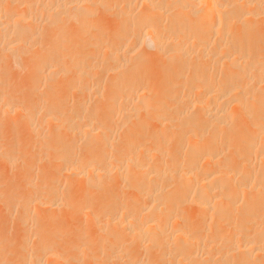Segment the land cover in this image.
Returning <instances> with one entry per match:
<instances>
[{
  "label": "bare ground",
  "instance_id": "bare-ground-1",
  "mask_svg": "<svg viewBox=\"0 0 264 264\" xmlns=\"http://www.w3.org/2000/svg\"><path fill=\"white\" fill-rule=\"evenodd\" d=\"M106 13H111V17L116 19L117 25L115 24L112 27L113 30L105 36L99 34L96 42L101 43L102 47L98 46L102 50H104L103 48L108 49L101 52L98 50L99 53L96 57V48L99 47H93L92 49H95L96 52L93 50V55L91 52L90 54L96 58L87 57L84 59L86 61H82L81 56L75 57L76 54L73 55L71 50L76 46V42L69 38L71 35H75L73 30L75 29L76 33H82V30L87 33L93 29L101 30L107 24L102 17L105 16L111 20L110 14ZM101 14L103 15L100 16ZM95 18L99 19V24L94 26V22L97 21ZM92 20L93 24H91ZM110 22L113 24L115 21ZM206 35L209 37L208 39ZM202 37L207 39L203 43ZM93 41L91 42L93 43ZM132 42L133 45L130 46L129 44ZM138 45L141 46L140 50L152 48L155 51L154 53L150 49L153 55L157 54L156 57L161 58L157 61L164 60L163 63H165L162 64L165 68L163 65L160 66L161 72L165 69L162 74L158 71L159 69L156 70L160 72L159 82H165V84L160 82V84L163 83L162 88H155L157 85L151 86V77L149 79L145 75L149 67L147 56H150L151 51H147V49L146 52L143 50V53L136 54L135 50L139 48ZM89 46L92 47L93 44H89ZM88 49L89 47L86 50ZM140 50L138 49V52ZM197 50L201 51L199 55H197ZM88 58H92L89 59L90 62H88ZM92 61L98 62H93L95 64L101 63L109 71L108 73L111 72L110 89L108 93H104L106 95H101L102 91L98 89L101 83L96 88H89L90 83L87 80H92L90 76L93 75V71L90 70H94V68L87 70L88 73L86 68L94 66L97 68L98 66H93ZM24 62L25 70L30 65L32 67V72L30 71L32 74L28 81L31 83H28L31 87L40 84V87L47 85L50 89V87L53 88L52 84L56 83L53 81H57L55 78H64L65 76L67 78L70 75L72 77L67 78L68 86L70 85L73 90L79 89L78 92L75 90L76 93L82 89L83 92L80 93H83L84 96L87 95V99H84L86 103H82L80 98L81 102H78V105L74 107L73 104V109L71 107L68 109L67 106L61 104L63 100L60 97L61 94L56 96L50 92V89L47 90V93H51V96H47L45 93L43 96L41 95L44 97L43 99H38V102L39 100L41 103L43 101L42 105L38 102L36 106L32 103L26 105L23 94L25 86L21 85L15 90L7 83V80L16 73L15 70L21 67ZM88 63L91 64L88 65ZM70 64L76 65V68L75 65L73 67L75 70H71ZM102 65L99 70L103 72ZM94 71L98 75V70ZM178 71L182 75L181 78L179 77L180 79L184 80L185 74H191L192 79L187 80L186 78L187 81H183L184 83H181L182 80H180L179 82L183 84V86L179 84L183 89H180L182 90L181 95L171 97L172 90L175 87L179 88V86H175L179 79ZM103 73H107L106 70ZM94 77L96 76L94 75ZM84 82L88 85H85ZM31 90L30 96L36 95L38 92L37 88ZM33 91L37 92L33 94ZM12 92H18V94L11 97ZM164 96L172 100L171 105L168 103L170 106L162 102L163 105L166 104L167 108H172L164 109V116H168L166 112L169 111L172 114L168 118L162 119L164 116L158 118L159 115H163L160 110L163 107L161 100L163 98L166 100L165 102L169 101ZM31 98L34 96L29 99ZM91 100L100 105L101 103L103 105L104 102L105 108L107 107L106 112L102 111V107L100 108L99 105L91 107L94 104ZM87 101H89L88 105ZM98 101L102 102L98 103ZM48 102L52 104L49 105L50 107L43 106V104H49ZM179 104L182 106L184 104L186 109L175 114L176 110L173 112L171 110ZM109 106L110 108H108ZM152 109H155L154 117L148 115L149 111L154 112ZM40 113L42 114L39 115ZM114 116L119 118L122 127L118 125L120 124L118 119L117 125L116 121L115 123L114 120L112 121L111 118ZM138 116L139 119L141 117L140 123L137 120ZM147 116L149 124L146 120ZM36 117L40 122L39 126L42 127V129L37 128L36 130H40V134L43 133L41 131H45L44 136L46 132L49 135L48 139H43L47 140L44 146L54 152V154H50H53L52 158L55 161L63 163V169L58 173V181L64 179V184L68 182V186L70 185L71 190L73 189L70 193L76 190L74 194L81 191L84 193H82L83 195L87 196L86 194L90 195L91 191L101 188L104 184L112 183L113 186L115 182L118 184L123 179L122 181H127V184L125 181L124 183L131 193L134 192L138 196L140 195V197L136 195L137 198L143 197L148 201L142 199L146 204H143V209L140 210L138 207L142 203H135L128 199L131 202L129 203L124 198V201L127 200V202H124V205H119L118 202L121 200L118 197L117 203L113 202L102 208L101 216H96L97 220L100 219L99 222L94 218L97 222L95 225L98 224V230L96 227L93 229L100 231V235L103 232L104 234L108 233L109 238L112 237L110 239L112 241L107 239L112 251L108 258L105 257L107 258L106 262L104 261L105 264H138L135 260L137 257L139 259V251L143 252L141 249L143 241L148 246H145L147 249L152 247L155 249L158 246L161 248V245L165 244L164 256L163 253L160 256L168 257V260L163 258L168 261H166L167 264H222L225 257L228 258H226L227 262L233 257L231 261L235 264H264V0H0V133L2 131L11 132L10 141L6 140L5 145L0 144V161H4L8 166L9 164L13 166L17 161L27 157V153L25 154L21 147L25 141L23 137L20 138L22 136L20 131L31 122L36 124ZM108 118L111 119V123L115 124L114 126H117L111 132L112 124L109 126L106 121L110 128L103 126L109 134L102 126H99L100 128L96 126L97 122L103 119L108 120ZM131 118L133 119L131 120ZM5 119L10 121L6 123ZM2 121H5L4 123L7 125H3V127ZM150 122L151 125L156 122V126L152 127ZM174 123L178 127L181 123L188 129L183 131L184 126H180L182 130L178 127L174 128ZM39 126L37 125V127ZM120 127L123 130L119 131ZM99 129H102L101 133ZM175 129L179 131L175 132ZM68 130L71 131H69L71 134ZM114 131H117L114 133L116 136L113 134ZM118 133H121L118 137L120 140H116L115 143L114 138ZM109 135H112L113 138ZM137 138H142L143 142L135 143ZM174 138L177 139L176 143L174 142L176 139L173 141ZM131 140L134 141L131 142ZM118 141H120L119 145H123L119 146L121 148L119 153L122 152V154H116L117 151H115L118 148L116 145ZM172 142L176 146L174 149L171 148L173 145H170L174 144ZM152 143H158V148L150 149L153 146ZM78 144H83L80 147L85 146V149L81 148L84 150H81V154L87 149V152L82 156H76L78 154L75 149L80 148ZM160 144L161 146H159ZM163 144H169L171 147L166 146L167 149H164ZM14 147L15 150L4 151ZM20 147L24 152L20 150ZM96 147L103 148V151L106 152L102 151V154L96 156V152L94 153ZM113 149H115L114 156L119 155L115 160L111 157L113 154H109V152H113ZM185 150V153L182 152ZM90 158L91 160L94 158L93 162L88 161ZM167 158L169 163L164 162L166 166H163L162 162ZM124 183L122 185H125ZM32 184V182L29 183V186ZM35 186L39 185L35 184ZM68 186L66 185V187ZM69 187L67 189H70ZM45 189L37 190L30 196L27 195V199L25 194H15L16 198H10L5 202L9 206V210L12 209L13 212V210L17 211L16 208L20 209L21 206H24L27 200L28 204L26 205L30 211L29 215L31 214L28 218L32 217V212H34V218L37 220L32 219L33 217L30 220L37 222H41V219L38 220V218L44 210L52 212L55 218L61 207L63 209L75 207L73 210L76 213L72 212V215L69 213L72 217L75 214L85 215L87 213L89 215V209L92 210L95 206V201L89 196V198L86 197L83 204L79 205L78 201L84 198L77 197H81L79 195L81 192L74 197L73 194L69 197V193H67V197H65L66 195L59 188ZM100 190L102 191V189ZM7 191L9 190L7 189ZM105 193L108 194L107 196L110 195L106 191ZM119 193L117 192L116 198ZM44 195L50 198V202L47 204L42 201ZM76 198L78 199L76 200ZM186 198L192 199V201H187L191 203H186ZM178 199L180 201H177ZM142 200L141 202H143ZM178 202H181L183 206L185 204V209H182ZM161 203L170 204L166 205L170 207L167 209L169 214L167 220V213H165L166 217L163 215L166 212L163 209L167 207L162 208ZM135 204L139 206L137 207ZM187 204L194 205L200 212L198 215L202 213L198 218L209 220L207 223L215 225L216 229L208 225L209 230H206L207 224H203V227L201 225L200 229L197 228L198 226L195 227L194 221L197 219H195L194 213L192 216L189 214L191 208ZM255 204H260L258 209L255 208ZM3 208L1 212L5 209ZM180 208L184 211H187L188 208L189 212L181 214ZM233 211H237V215L234 213V217L240 216V218H231ZM238 211H241L242 215H238ZM141 212L144 217H140ZM191 212L193 211L191 210ZM94 213L97 212L94 211ZM157 214L164 216V219L158 216L165 220L164 226L160 225L157 220ZM69 215L65 216L62 221L58 216L59 221L56 222H62L63 225L59 223L54 226L55 222H53L54 224H51L49 229L37 226L34 238L31 236L32 240L27 241L28 243L34 241V246L31 243L33 247L31 249L27 248L29 246L26 247V256L24 253L21 260L20 257L18 258L22 264H66L69 261L73 263L74 257L76 263L74 261L73 264L79 262L78 257L81 259L79 263L83 262L81 264L93 263L95 259L86 256L87 251L83 245L78 248V254L84 255L82 257L71 255L68 252L70 249L68 247L63 246L64 248L58 249L59 242L63 238L62 228L67 224ZM252 221L257 224H254L253 228H251V224L254 222L250 224ZM0 226L2 227V225ZM53 226L54 229H52ZM39 228L41 229L39 230ZM221 228H226L228 233H232L231 230L236 233L233 239H231L232 234L230 237L227 236V239L231 240L226 244L223 243V247L219 246L221 234L216 232ZM205 230L210 231V234L205 233ZM122 232L124 235L131 236L132 243L135 241L139 243V246L136 242V245L134 244L137 246V250L138 247L141 249L138 250V254L134 252L136 249L131 252L127 251L131 248H125L126 241L125 237H121ZM84 233L87 243L90 245L91 238L87 227ZM205 234H209L210 238ZM226 235L223 234L222 238L224 236L226 238ZM134 237L135 241L132 239ZM204 237L209 240L203 241ZM25 241L21 242L24 243L21 244V247L30 244H26ZM128 241L130 242V239L127 240V243ZM120 247L124 249L122 250ZM220 247L224 248V253L222 250L220 251ZM119 248L120 251H118ZM154 249L152 248V251H155ZM145 250L141 254L144 255ZM213 252L215 255H211ZM154 253L150 257L156 259L157 255ZM231 253L232 255H230ZM145 255L142 261L146 263L148 260L147 262L150 263L151 258L149 260L148 255H146L147 260H143L146 258ZM83 257H87V259L83 261ZM3 260L2 258L1 261ZM158 260H155L156 264ZM163 263L166 264L158 262V264Z\"/></svg>",
  "mask_w": 264,
  "mask_h": 264
},
{
  "label": "rangeland",
  "instance_id": "rangeland-1",
  "mask_svg": "<svg viewBox=\"0 0 264 264\" xmlns=\"http://www.w3.org/2000/svg\"><path fill=\"white\" fill-rule=\"evenodd\" d=\"M104 15H105V13H103ZM103 14H101L100 16H102ZM107 14V13H106ZM110 14V17H111V13H108L107 15H109ZM99 16V17H100ZM106 16V15H105ZM105 16H103L102 18L105 20V22L107 23L106 24V26L104 27V28H101V30H99V29H93L91 32L90 31H88V32H90V33H87L86 31V33L85 32H83V30H82V33H76V31H74L73 30V33L75 32V35H74V37H72L73 35H71L69 38L70 39H72V40H74L75 42H76V46L74 47V48H72V52H73V55L74 54H76V56L75 57H80V58H82L81 60L82 61H86V60H84V59H86L87 57H92V58H96L97 57V53H99V51L98 50H100V52L101 51H104V50H106V49H108V48H103L104 50H102L99 46H101V43L99 44L98 42H96V41H98V37H99V34H100V36H105V34H108V32H110V31H112L113 30V26L116 24V19L115 18H113V19H115V20H113L112 19V17H111V20L110 19H108L109 17L108 16H106V17H108V18H106ZM98 17V18H99ZM105 17V18H104ZM98 18H95V20H97V21H95L94 22V24H93V20L91 21V24H93L94 26L95 25H97V23L99 24V19ZM107 20V21H106ZM110 21H115V22H113V24L110 22ZM118 22V21H117ZM112 25H110V24ZM117 25V24H116ZM112 28V29H111ZM94 30H96V31H94ZM77 31H78V29H77ZM100 31V32H99ZM103 31V32H102ZM96 32H97V34H96ZM99 32V33H98ZM77 34V35H76ZM85 35H87V36H85ZM85 38H84V37ZM98 36V37H97ZM77 37V38H76ZM206 37H207V39L209 38L207 35H206ZM206 37H202L203 39H202V43L204 42V41H206L207 39H206ZM84 38V39H83ZM95 41H93V40ZM79 41V42H78ZM84 41V42H83ZM91 41H93V43L91 42ZM85 43V44H84ZM80 44V45H79ZM89 44L91 45V44H93V46L91 47V46H89ZM97 44V45H96ZM99 45V46H98ZM130 46H132L133 45V42H132V44L130 43L129 44ZM99 47V48H96V51H95V49H92L93 47L95 48V47ZM128 46V45H127ZM87 47H89V49L88 50H86L87 49ZM102 47V46H101ZM137 47H139V45L137 46ZM79 48V49H78ZM84 48H85V50H84ZM142 48H144V47H142ZM81 49V50H80ZM91 49V50H90ZM136 49V48H135ZM138 49L140 50L141 49V46L139 47V48H137V50H135L136 52H133V53H136V54H138V53H143L142 51L144 50L145 52H146V50L147 51H153V49L152 48H147V49H142V50H140L139 52H138ZM151 49V50H150ZM79 50V51H78ZM94 50V52H96V57H94V56H92L93 55V53H92V51ZM86 51H88V52H86ZM134 51V50H133ZM151 51V53H152V55H151V53H150V56H147V55H145V56H147V59H149L148 61H149V67L147 68V70H146V73H145V75H146V77H148L149 79H150V77H151V83H152V87H155V85H157L155 88H157V89H159V88H162V86H163V83L165 84V82L164 81H160V82H163V83H161L160 84V82H159V78H158V75L160 76V72H161V65H163L164 63H163V61L164 60H161L160 62L159 61H157V60H159V59H161V58H159L158 59V57H156L157 56V54H154L153 55V52L155 53V51H153L152 52ZM90 52L92 53V55L90 54ZM148 53V52H147ZM201 53V51H199L198 52V50H197V55H199ZM72 54V53H71ZM77 54H78V56H77ZM81 54V55H80ZM149 55V54H148ZM154 57V58H153ZM92 58H88L87 60H88V62H90L91 60H89V59H92ZM151 59V60H150ZM154 60H156V61H154ZM93 62H97V61H92L91 63H93ZM153 62H154V64H153ZM90 63V64H91ZM95 63H93V66L94 65H98L97 66V68H95V66L94 67H87L86 68V71L88 70L89 71V69H92V68H94V70H98V75H97V73L95 74V71L94 70H90L91 72H92V74H91V72H89V74L90 75H92L93 77H94V75L96 76V77H94L95 78V81H93V77L92 76H90V75H88V76H90L91 77V79L92 80H90V81H92V82H90L89 80H87L88 79V77H87V79H85V80H87L88 81V83H90L89 84V88H96V86L97 85H99L100 83H101V86L99 85V87H98V89H100L101 91H102V94L101 95H106V94H104V93H108V91H109V86H110V84H111V78H112V76L110 77V75H111V72L110 73H108L109 71H107V69L106 68H104L105 66H103L101 63H99V64H95ZM98 63V62H97ZM163 63V64H162ZM73 64V63H72ZM72 64H70V66L72 67V69L71 70H75V68H76V65H75V68H73L74 67V65H72ZM89 63H88V65H90ZM157 64V66H155ZM160 64V65H159ZM101 65H102V68H103V72H105V70H106V72L108 73H103L101 70H99V69H101ZM69 66V65H68ZM69 66V67H70ZM161 66V67H160ZM164 66V65H163ZM70 67V68H71ZM160 67V68H159ZM31 65L30 66H28V67H26V69L27 70H25V62L24 63H22L21 64V67H19L17 70H15L16 71V73L15 74H13L12 75V77L9 79V80H7V83H8V85L10 84L11 85V87L13 88V89H15V90H17V87L19 88L21 85H24L25 86V90L23 91V94L25 95V104L26 105H31V103H32V105H38L39 103H41V101L39 100V102H38V99H43L44 97H42L43 96V94H45L46 93V95L48 96V95H50L51 93L52 94H55L56 96H59L60 94V97H62L63 98V100L61 101V104H62V106H67V108L69 109V107H71L72 109H73V104H74V107L76 106V105H78V102L80 103L81 101H83L82 103H84L85 102V100L87 99L86 97H87V95L86 96H84L83 95V93H80L81 91L83 92V90L81 89V91H79V93H76V92H78V90L77 89H74L73 90V88L71 87H69L68 86V79H70V77H72V76H70V75H68V79L66 78V76L64 77V78H62V77H60V78H62V79H60V78H55L57 81H53V82H56V83H53L52 84V82H51V84L53 85V88H51L50 87V89L52 90H50L48 87H47V85H46V87H47V89H46V87H45V85L43 86V84H41V86H43V87H40V84L39 85H34L33 87H31V85H29L28 83H30V82H28L29 81V77H30V75L32 74V73H30V71H31ZM163 68H165V66L163 67ZM157 69H159L158 71H160V72H157L156 70ZM167 69H168V67H167ZM165 70V69H164ZM164 70H162V72L164 71ZM88 71H87V73H88ZM100 71V72H99ZM156 71V72H155ZM32 72V71H31ZM162 72H161V74H162ZM179 72V76H178V78L181 76L182 77V75H180L181 74V72L180 71H178ZM157 73V74H156ZM185 73V72H184ZM187 73V72H186ZM99 74H100V76H99ZM188 74H190V73H188ZM106 75H107V77H106ZM157 77H156V76ZM186 76H183V79L184 80H182V79H178V81H177V85H175V86H179V88H177V87H175L173 90H175L176 91V93H175V91H173L172 90V96L171 97H176V95H178V94H180V93H182L181 91L183 90L182 89V87L179 85V84H181L183 81L185 82V81H187V80H190V79H192L191 78V76L190 75H187V74H185ZM87 76V75H86ZM99 76V77H98ZM188 76H189V79H188ZM90 77H89V79H90ZM98 77V78H97ZM106 78V79H105ZM186 78H187V80H186ZM60 79V80H59ZM67 79V80H66ZM156 79V80H155ZM156 82H155V81ZM180 80H182L181 81V83L179 82ZM70 81V80H69ZM98 81H99V83H98ZM106 81V82H105ZM108 81V82H107ZM61 82V83H60ZM94 82H95V84H94ZM183 82V83H184ZM6 83V84H7ZM58 83V84H57ZM86 82H84V84H85ZM31 84V83H30ZM54 84H55V88H54ZM109 84V85H108ZM154 84V85H153ZM52 85H50V86H52ZM85 85H88L87 83L85 84ZM182 86H183V84H181ZM68 86V87H67ZM93 86H95V87H93ZM29 87H31L30 89H29ZM104 88V89H101V88ZM105 87H106V89H105ZM159 87V88H158ZM34 89V88H37L38 89V92L37 91H35V92H37L36 93V95H33V94H35V92L33 91V96H34V98H31V99H29L30 97H33V96H30L31 94H30V92L32 93V90L31 89ZM40 89V90H39ZM180 89H182V90H180ZM29 90V91H28ZM47 90H50V94H48L47 92ZM55 90V91H54ZM75 90H77L76 92H75ZM85 90V89H84ZM20 91V90H19ZM74 91V92H73ZM28 92H29V98H28ZM56 92V93H55ZM85 92V91H84ZM66 93V94H65ZM18 94V92H12L11 93V97H15L16 95ZM65 94V95H64ZM74 94V95H73ZM77 94V95H76ZM170 94V95H171ZM42 95V96H41ZM64 95V96H63ZM66 95H68V97H66ZM76 95V96H75ZM181 95V94H180ZM40 96V98H38ZM51 96V95H50ZM85 98H84V97ZM74 97H76L75 99H74ZM165 98H167L166 96H164ZM65 98V99H64ZM81 98V99H80ZM27 99V100H26ZM36 99H37V101H36ZM81 101H80V100ZM85 99V100H84ZM34 100H35V102H34ZM88 100H90L89 98H88ZM167 100H169L168 98H167ZM94 100H91V102L92 103H94L93 104V106H91V107H95L96 105H99V107L101 108L102 107V111H105L106 112V110H107V107L105 108V104H104V102H103V105H102V101L100 102V101H98V103L100 102L101 103V105L100 104H97V102H93ZM166 100H164L163 98H162V100H161V103L162 102H164V103H167V106H170L171 105V103H172V100L170 99L168 102H165ZM38 102V104H36ZM88 102L89 101H87V105H88ZM90 102V103H91ZM171 102V103H170ZM28 103V104H27ZM42 103H43V101H42ZM42 103H41V105H42ZM49 103V102H48ZM86 103V102H85ZM89 103V104H90ZM168 103H170V105H168ZM134 104V103H133ZM52 105L51 103H49V104H47V105H45V104H43V106H45V107H50V106ZM69 105V106H68ZM95 105V106H94ZM135 105V104H134ZM133 105V106H134ZM160 105V104H159ZM162 105H163V103H162ZM162 105H161V107H162ZM166 104H164L163 105V107H162V109H160L161 110V112L163 113V115H159V113H158V115H159V117L158 118H161L160 116H164V114H165V110L164 109H166V110H169V109H172L171 107L170 108H167V106H165ZM42 106V107H43ZM103 106H104V108H103ZM108 106V105H107ZM131 106H132V103H131ZM179 106H181L180 108H179ZM90 107V108H91ZM177 107H178V109H177ZM177 107H174V109L173 110H171L172 112L174 111V110H176V112H174L175 114H178V113H180V111H182V110H184V109H186V107H185V105L183 104V106L182 105H177ZM67 108H65V109H67ZM71 108H70V110H71ZM108 108H110V106L108 107ZM176 108V109H175ZM106 109V110H105ZM191 109V108H190ZM152 110H154V112L153 113H151L150 111H149V113H148V115L149 116H153L154 115V113H155V109H152ZM178 110V111H177ZM69 111V110H68ZM157 111H158V109H157ZM192 111H194V110H192ZM191 111V112H192ZM151 113V114H150ZM161 113V114H162ZM169 113V114H168ZM42 113H40L39 115H41ZM156 114V113H155ZM172 113L169 111V112H166V115H168V116H164V117H162V119H164V118H168L170 115H171ZM158 115H155L156 117L158 116ZM154 117V116H153ZM38 118H39V116H38ZM111 118V117H110ZM110 118H108V120H105V119H103V120H101V121H99V122H97V124H99V125H97L96 124V126L97 127H103V129H105L104 127L106 126V128H107V126H108V124H107V122L106 121H108V123H109V126H110V124H112V126H108L109 128H110V130H111V132H112V129L114 128H117V126H114L115 124L117 125L118 123V121H117V119L119 120V118H117V116H114V118H111L112 119V121L114 120V123H115V121H116V123L115 124H113V122L111 123V119ZM136 118V117H135ZM138 118V119H137ZM136 119L137 120H139V122L138 123H140L141 122V117H140V119H139V116L137 117ZM133 118H131V120H132ZM136 119H135V122H136ZM6 120V123H8L7 121H10L9 119H5ZM146 120H147V123H148V116L146 117ZM35 121H36V124H35V122H31V123H29V124H27V125H25V127H23V129L20 131V134L22 135V136H20V138H22L23 137V140L25 141V144H24V146H23V144L21 145V147H22V149L25 151V154L27 155V157L26 158H22L21 159V161H17V163H19V164H17V163H15V164H13V166L12 165H10L9 164V166L7 165V163H5L4 161H0V191L2 192H0L1 193V200H0V225H2V227L0 226V229H3V230H0V253L1 254H3V256H0L1 257V259H0V264H2V262H4L3 264H22L21 263V259H22V257H24V253H25V256H26V253H27V248H29V249H31V247H33L34 246V241H32V242H27L29 239H31L32 240V237L31 236H33V235H35V233L37 232V226L38 227H42L43 229H49V228H51V224L53 225L54 223L53 222H55V224H54V226L55 225H58L59 223L61 224V225H63L62 224V222H59V223H57L59 220L60 221H62L63 219H65V216H67V215H69V213L71 214L72 212H73V214L74 213H76L72 208H69V209H67V208H65V209H63L62 207V209H63V211H62V209L60 208V212H58V213H56L57 215H55V218H54V214H52V212H49V211H46V210H44V211H46L45 213H44V211H42L40 214H39V218H38V220H40L41 222H37L36 220H37V218H34L35 216H34V212H32L33 214H32V217H30V218H28V216H31V214L29 215V213H30V211H29V208L27 207L28 205H26V204H28V203H26V202H28L27 200L25 201V205L24 206H21L20 207V209L19 208H16L17 209V211L15 210H13V212H12V209H10L9 210V206H7V203L5 202L6 200H8V199H10V198H13V197H15L16 195H19V194H25V197H26V199L28 198V196L27 195H29L30 196V194L31 193H33V192H35V191H37V190H40V189H45L46 187H47V189H45V190H55V189H58L59 188V190L60 191H62L63 192V194L64 195H66L67 193H69V197H71L70 195L71 194H73V197L74 196H77L76 194L78 193V191H77V193H75L74 194V192L76 191V190H74V192L73 193H70V191L72 192V190H71V186L69 187L68 186V182H67V184H64V179H63V181L61 180L60 182L58 181V179H59V174L58 173H60V171H62L61 169H63V163L62 162H60V161H55L52 157H53V154H54V152L52 151V150H49V149H47L44 145V143H45V141H47V140H43V139H48L49 138V135L47 134V132H46V134H47V136H46V134H45V136H44V133H45V131H41V132H43V133H41L40 134V130L39 131H37L36 129L37 128H40V129H42V127L41 126H39V124H40V122H39V120L37 121V117H36V119H35ZM134 121V120H133ZM132 121V122H133ZM150 121H152L151 119H150ZM157 121V120H156ZM3 122V124H2V126L4 125H7L6 123H4L5 121H2ZM1 122V123H2ZM106 122V123H105ZM119 122H120V120H119ZM134 122V123H135ZM177 122V121H176ZM175 122V123H176ZM179 122V121H178ZM177 122V123H178ZM39 123V124H38ZM129 123H130V121H129ZM137 123V124H138ZM154 123V122H153ZM152 123V124H153ZM156 123V122H155ZM155 123L153 124V125H151V122H150V125L153 127V126H156L155 125ZM174 123V126L176 125ZM31 124V126H29ZM149 124V123H148ZM157 126H158V121H157ZM36 125V126H35ZM37 125L39 126V127H37ZM103 125H105V126H103ZM119 126H121V122H120V124H118ZM149 125V126H150ZM3 126V127H4ZM26 126H28V127H26ZM34 126H35V128H34ZM68 126H69V124H68ZM71 126V125H70ZM118 126V127H119ZM180 126H184V125H181V123H180V125H179V127H178V125L177 126H175L174 128H177L178 127V129L180 128ZM31 129H30V128ZM99 127V128H100ZM122 127V126H121ZM118 128L119 129V131H121L120 129H122V128ZM185 127V128H184ZM183 127V131L185 130V129H188V127H186V126H184ZM35 130H34V129ZM108 128V129H109ZM182 128V127H181ZM180 128V129H181ZM44 129V128H43ZM67 129H69V128H67ZM66 129V130H67ZM28 130V132H25V131H27ZM33 130V131H32ZM65 130V131H66ZM106 130V132H107V134H109V132L107 131V129H105ZM105 130H103V132H104V134H106L105 133ZM117 130V129H116ZM123 130V129H122ZM176 130V129H175ZM174 130V131H175ZM182 130V129H181ZM70 130H68V132H69ZM99 131H100V133H101V131H102V129L100 130L99 129ZM118 131V130H117ZM117 131H114L113 132V134L116 132L117 133ZM118 131V132H119ZM177 131H179V130H176L175 132H177ZM38 132H39V134H38ZM71 132V131H70ZM69 132V133H70ZM110 132V133H111ZM2 133V134H1ZM0 133V144L2 145V144H6L7 142H9L10 141V138H11V132L10 131H2ZM122 133V132H121ZM120 133V134H121ZM30 134V135H29ZM43 134V135H42ZM71 134V133H70ZM119 133L117 134V137H115L114 138V142L116 141V140H120V138H118L119 137V135H120ZM67 135V134H66ZM115 136H116V134H114ZM27 136H28V139H27ZM31 136V137H30ZM68 136V135H67ZM109 136H112V135H109ZM30 137V138H29ZM43 137H45V138H43ZM69 137V136H68ZM25 138V139H24ZM111 138H113V136L111 137ZM27 139V140H26ZM141 139V140H140ZM176 138H174L173 139V141L175 140ZM6 140H8L7 142H6ZM136 140V139H135ZM28 143H27V142ZM134 140H131V142H133ZM141 141L143 142V140H142V138H137V141H134L135 143H141ZM117 142V141H116ZM115 142V143H116ZM119 142L120 141H118V143L116 144V145H118V148H116L117 150H115V149H113V152L111 151V153L109 152V154L111 155V154H113V153H115V151H117L116 152V154L118 153V154H122V152H120L119 153V150L121 151V148L119 147V146H123V145H119ZM175 143L177 142V139L174 141ZM174 142H172V143H174ZM43 143V144H42ZM175 143L174 144H170V145H173L172 147L168 144V145H166V144H163L164 145V149H167V147L166 146H169V147H171V148H175L176 146H175ZM153 144V146H151L150 147V149H155V148H158V143H152ZM151 144V145H152ZM156 144V145H155ZM83 144H78V146L80 147V146H82ZM148 146H150V144H148ZM147 146V148H149ZM159 146H161V144L159 145ZM21 147H20V150L22 151V152H24L22 149H21ZM85 147V146H84ZM84 147H80V148H78L77 147V149H75V151L77 152L76 154H78V155H76V156H82V155H84V153H86L87 152V149L85 150L86 152H82V154L80 153L81 152V148H84ZM117 147V146H116ZM153 147V148H152ZM166 147V148H165ZM168 147V149H170V150H173V149H171V148H169ZM44 148V149H43ZM88 148V147H87ZM162 148V147H161ZM16 148L14 147L13 149H6V150H4V151H12V150H15ZM80 149V150H79ZM85 149V148H84ZM99 149V150H98ZM183 150L185 149V147L184 148H182ZM48 150H49V153H48ZM110 150H112V149H110ZM109 150V151H110ZM115 150V151H114ZM74 151V152H75ZM82 151H84V150H82ZM88 151H89V149H88ZM98 151H99V153H98ZM103 148H101L100 149V147L98 148V147H96V149H95V151H94V153L96 154V156L97 155H100V154H102L103 152H106V151H103ZM102 152V153H101ZM182 152H186V150L185 151H182ZM50 153H53V154H50ZM80 153V154H79ZM184 153H182V154H184ZM115 154V155H116ZM48 155V156H47ZM117 156V158L119 157V155H116ZM116 156H114V154L113 155H111V157L113 158V160H115L116 159ZM49 158V159H48ZM93 160H94V158H92ZM93 160H91V158H90V160L88 159V161L89 162H93ZM167 161H168V158L166 159ZM166 160H164L162 163H163V166H166V165H164V162H166V164L167 163H169V161L167 162ZM152 162V161H151ZM160 162H161V160H160ZM4 164H6V165H4ZM5 168H7V169H5ZM9 168V169H8ZM20 172V173H19ZM21 175V176H20ZM123 179H121V181L120 180H118V181H120V183L118 182V184L116 183H114V187L111 185L112 183H110V184H104L103 186H101V188H97L96 190H93V192L91 191L90 192V195H88V194H86L87 196H85V195H83L84 193L83 192H81V194H79V195H81V197H79V196H77L78 198H83V199H80V201H82L81 203H80V201H78V203H79V205L80 204H83L84 203V201L87 199L86 197H91V199H93L94 201H95V206H94V208L91 210V209H89V211L88 212H90L89 213V215L86 213L85 215L84 214H75L76 216H77V218H75L76 216L75 215H73L72 217L69 215V219H68V221H67V224H65L64 226H63V228H62V236H63V238H61L62 240H60V244L58 245L59 247H58V249H62V248H64V247H68V248H70L69 249V251L68 252H70L71 253V255H79L78 254V248L79 247H82V245H83V247L86 249V251H87V253H86V256H89L88 258H91V259H95V260H93V263L92 264H105V262H106V260H107V258H108V256H109V254L111 253V251L112 250H110V248H109V244H110V242L109 241H107V239L108 240H110L112 237H110L109 238V236H108V233H103V232H101V235H100V231L98 232V231H95L94 229H95V227H96V230H98L97 228V226H98V224L97 225H95V220H94V218L97 220V218L98 217H100L101 216V211H102V208H104V206L106 207L107 205H109V204H111V203H113V202H116L117 203V201L119 200V198H120V200L121 201H119V202H122V200H123V202L120 204L119 202H118V204L119 205H124V202H127V200L129 199H131L130 201H134L135 203H139V204H141V206H139V205H136L140 210L141 209H143V207L142 206H144L146 203L144 202V201H146V200H144L143 199V197L142 198H140L143 202H141V200L139 199V198H137L136 197V195L137 194H135L134 192H132L131 193V191H129L127 188V186H126V184H127V181H125L126 182V184L124 183V181H122ZM39 181V182H38ZM33 183L32 184V186H29V183ZM125 184V185H122L123 183ZM28 183V184H27ZM66 183V182H65ZM23 184V185H22ZM35 184L36 185H39L38 187H36L35 186ZM45 184V185H44ZM66 185L70 188V189H67L68 187H66ZM109 185V186H108ZM110 185L113 187H111V189H112V191H111V189H110ZM117 185V186H116ZM28 186V187H27ZM105 186V187H104ZM117 188H116V187ZM11 187V188H10ZM14 189H13V188ZM51 188V189H48V188ZM64 187H65V189H64ZM122 187H124V188H122ZM106 188V189H105ZM109 188V192L107 191V189ZM122 188V189H121ZM7 189L9 190V191H7ZM11 189V190H10ZM100 189H102V191L100 190ZM121 189V190H120ZM126 189V190H125ZM9 193V195H8V193L6 192V191ZM25 190V191H24ZM101 192H100V191ZM104 190V191H103ZM113 190H114V193H112L113 192ZM120 190V191H119ZM14 191V192H13ZM68 191V192H67ZM105 191L107 192V193H109L110 195L109 196H107L106 195V193H105ZM110 191H111V193H110ZM120 192L119 194H118V196H117V198L115 197L116 195H117V192ZM27 194H26V193ZM102 192H103V194L105 195H103L102 194ZM116 192V193H115ZM5 193H7V194H5ZM13 193V194H12ZM18 193V194H17ZM83 193V194H82ZM16 194V195H15ZM114 194V195H113ZM123 194V195H122ZM135 194V195H134ZM4 195H6V196H4ZM13 195V196H12ZM4 196V197H3ZM11 196V197H10ZM46 195H44V197L42 198V201H44L43 203L45 204H47V203H49L50 201V198H48V196H46ZM112 196H114V197H112ZM138 196V195H137ZM6 197H9V198H7L6 199ZM17 197V196H16ZM15 197V198H16ZM65 197H67V195L65 196ZM88 197V198H89ZM119 197V198H118ZM138 197H140V195L138 196ZM78 198H76V200L78 199ZM100 198V199H99ZM102 198H105L104 200L102 199ZM114 198V199H113ZM124 198L125 199H127V200H125L124 201ZM134 198V199H133ZM191 198V197H190ZM190 198H186V203H191V202H187V201H192V199H190ZM14 199V198H13ZM45 199V200H44ZM107 199V200H106ZM97 200V201H96ZM116 200V201H115ZM129 200H128V202H129ZM148 200V199H147ZM183 200V199H182ZM181 200V201H182ZM108 201V202H107ZM110 201V202H109ZM177 201H180V199H178ZM185 201V200H184ZM183 201V202H184ZM146 202H148V201H146ZM176 202V201H175ZM182 202V203H183ZM6 203V204H5ZM129 203H131V202H129ZM163 203V202H162ZM161 203V205H162V208H164V207H167V208H165V209H163L164 211H166V212H164V216H165V213H167L166 215H167V217H166V220L168 219V217H169V214H168V210L167 209H169L170 207H168V206H166V205H170V204H168V203H165V204H162ZM178 203H180V205H181V202H178ZM185 203V202H184ZM77 204V203H76ZM97 204V205H96ZM133 204V203H132ZM144 204V205H143ZM102 205V206H101ZM187 205H189V207L191 208L190 209V212H189V207L188 206H186V207H188L187 208V211H184V210H182L183 208H184V206H185V204H184V206L183 205H181L180 207H182V209L180 208V210H181V214L182 213H184L185 214V212L186 213H188L189 212V214L192 216V214L194 213L195 215H194V217H196L195 219H197V220H195V219H193V220H195L194 221V224H195V227L196 226H198L197 228L198 229H200V228H202L203 227V224H207L206 226H207V228H205L206 230L208 229L209 230V228H208V225H209V223H207V222H209V220H205L204 218H202V219H199L198 218V216H201L202 215V213H201V215H198V214H200V212H198L197 211V208L194 206V205H191V204H187ZM191 205V206H190ZM260 204H255V208H257L258 209V206H259ZM77 206V205H76ZM5 209H4V208ZM193 207V208H192ZM2 208L4 209L3 210V212H1L2 211ZM22 209H24V210H22ZM71 209H72V211H71ZM99 209H100V211H99ZM185 209V208H184ZM91 210V211H90ZM191 210L193 211V212H191ZM29 211V212H28ZM94 211L95 212H97V213H94ZM16 212V213H15ZM92 212V213H91ZM43 213V214H42ZM54 213V212H53ZM78 213H80V212H78ZM143 212H141V216L140 217H144V216H142L143 214H142ZM163 213V212H162ZM234 213H235V215H237L236 213H237V211H233V213H232V215H231V218H236V216L234 217ZM3 214V215H2ZM12 214V215H11ZM21 214V215H20ZM67 214V215H66ZM189 214H186V215H189ZM26 215V216H25ZM38 215V214H37ZM41 215V216H40ZM72 215V214H71ZM144 215H145V212H144ZM162 214H160V216H161V218H163L164 219V216H163ZM185 215V216H186ZM238 215H242V212L241 211H238ZM19 216V217H18ZM56 216H57V218H56ZM58 216H60L61 218L64 216V218H60L59 220H58ZM90 216V217H89ZM96 216H98V217H96ZM146 216V215H145ZM159 216V214H157L156 215V218H157V220L159 221V223H160V225H163L164 226V224L166 223L165 222V220H163V219H161V218H159L158 217ZM37 217V216H36ZM87 217V218H86ZM16 218H17V220H16ZM28 218V219H27ZM36 219V220H30V219ZM70 218H71V220H70ZM159 218V219H158ZM238 218H240V216H237V218L236 219H238ZM21 219V220H20ZM92 219V220H91ZM260 219V218H259ZM58 220V221H57ZM94 220V221H93ZM99 220L100 219H98L97 220V222H99ZM164 221V222H162V221ZM19 221V222H18ZM32 221V222H31ZM34 221H36L35 223H34ZM57 221V222H56ZM162 223H161V222ZM257 221V220H256ZM260 221V220H259ZM259 221H258V223H259ZM89 222V223H88ZM96 222V223H97ZM203 222V223H202ZM254 222V223H253ZM36 223H37V225H36ZM41 225H40V224ZM251 223H253V224H251ZM257 223V222H256ZM33 224H35L34 226H33ZM197 224V225H196ZM199 224V225H198ZM249 224V223H248ZM250 224L252 225H250L251 226V228H253L255 225H257V224H255V221H252V222H250ZM255 224V225H254ZM67 225V226H66ZM201 225H202V227H201ZM210 225L212 226V224L210 223ZM209 225V227H211ZM36 226V227H35ZM53 226V228L52 229H54L55 227ZM248 227H249V225H247ZM246 226V228H248ZM32 227V228H31ZM35 227V228H34ZM87 227V229H88V231L90 232V240H91V243H90V245L87 243V240H86V235H85V228ZM90 227V228H89ZM91 227H92V229H91ZM212 227H215V229H216V226L215 225H213ZM34 228V229H33ZM74 228V229H73ZM94 228V229H93ZM251 228H249V229H251ZM41 228H39V230H40ZM76 229V230H75ZM196 229V228H195ZM215 229H213L212 228V230L213 231H215ZM36 230V231H35ZM93 230V231H92ZM205 230V233H207L208 231H206ZM35 231V232H34ZM96 233H95V232ZM210 231H211V229H210ZM210 231L208 232L209 234H210ZM219 232L220 234H221V236H220V244H219V246H221L222 245V247L224 246L223 245V243H225L226 244V242H229L231 239H233L234 238V236L236 235V233L234 232L233 233V231L231 230V232L232 233H228V231H226V228H221V229H219V230H216V232ZM225 231V232H224ZM3 232V233H2ZM193 232V231H192ZM230 232V231H229ZM21 233V234H20ZM212 233H215V232H212ZM226 233H228L227 235H226ZM22 234H25V235H22ZM27 234V235H26ZM103 234V235H102ZM127 234V233H126ZM209 234H207L208 236H209V238H210V235ZM223 234H225L226 235V238H222V236H223ZM231 234H232V236H231ZM235 234V235H234ZM98 237H97V236ZM100 235V236H99ZM131 235V234H130ZM206 235V234H205ZM206 235V236H207ZM107 236V237H106ZM129 236V235H128ZM127 235H124V232H122V235H121V237L122 238H124L125 237V241H126V244H125V248L126 249H129V248H131V249H129V250H127L128 252L130 251H134L135 249H136V247L137 246H134V244L136 245V241H135V237L134 238H132V239H134V241L136 242H134V243H132L133 241H131V236H129L128 237ZM227 236L228 237H230L231 236V239L229 238V239H227ZM6 237V238H5ZM30 237V238H29ZM104 237V238H103ZM128 237V238H127ZM24 238V239H23ZM33 238H34V236H33ZM95 238V239H94ZM126 238H127V240H129L130 239V242L128 241V243H127V240H126ZM209 238H207L206 239V237H204L203 238V241H208L209 240ZM88 239V240H89ZM205 239V240H204ZM227 241H226V240ZM20 240V241H19ZM24 240H26L25 241V243L26 244H29V245H26V246H22L21 247V244H24V243H21L22 241L24 242ZM19 243H18V242ZM109 242V243H107V242ZM110 241H112V240H110ZM124 241V242H125ZM137 241L139 242V240L137 239ZM106 242V243H105ZM31 243H33L32 245L33 246H31ZM72 243V244H71ZM105 243V244H104ZM130 243V244H129ZM140 243L142 244V242L140 241ZM88 244V245H87ZM141 244H140V246H141ZM143 244H145V245H143ZM143 244H142V251L143 252H141V251H139V254H138V250L140 249V247H138L139 249L137 250L136 249V251H134L135 252V254L137 253L138 255H139V259H138V257L136 258V262L138 263V264H142V263H144V261H142V258H143V256L146 254V255H148V259L150 260V258H151V260H150V263H148L147 261V256L145 255V259H143V260H147L146 261V263L147 264H156V261L158 260V258H159V260H158V262L159 263H162V262H165L166 264H167V260H168V257H161L162 255L164 256V253L163 252H165V244L162 246L161 245V248L163 247V249H161L160 248V246H158L159 247V249H158V247H156L155 249H154V247H152L155 251H152V248H145V246L146 247H148L147 245H146V243H144V241H143ZM61 245V246H60ZM87 247H86V246ZM103 245V246H102ZM107 247H106V246ZM137 245L139 246V243H137ZM27 246H29V247H27ZM64 246V247H63ZM144 246V247H143ZM21 247V248H20ZM27 247V248H26ZM102 247V248H101ZM222 247H220V251L222 250V252L224 253L225 252V250H224V248H222ZM57 248V247H56ZM115 248H117L116 246H115ZM120 248H122V247H120ZM119 248V250L118 251H120L121 249ZM143 248H145L144 250H145V254L143 255V254H141V253H144V250H143ZM16 249H17V251H16ZM73 251H72V250ZM108 249V250H107ZM124 248H122V250H123ZM134 249V250H133ZM140 249V250H141ZM24 250V251H23ZM150 250V252H148ZM149 253H147V252ZM108 252V253H107ZM126 252V251H125ZM155 252V253H154ZM159 252V253H158ZM218 252V251H217ZM216 252V253H217ZM237 252V251H236ZM15 253V254H14ZM155 254V255H157L155 258L156 259H154V257H150V255L152 256V254ZM163 253V254H162ZM0 254V255H1ZM17 254V255H16ZM105 254H107V255H105ZM162 254V255H161ZM137 255V256H138ZM141 255V256H140ZM161 255V256H160ZM211 255H215L214 254V252L211 254ZM230 255H232V253L230 254ZM234 255V254H233ZM79 256H81V255H79ZM82 256H84V255H82ZM81 256V257H82ZM154 256V255H153ZM20 257V260L18 259ZM76 257H78V256H76ZM105 257H107V258H105ZM158 257V258H157ZM230 257V256H229ZM2 258L4 259L3 261H1L2 260ZM79 258V257H78ZM77 258V260L80 262V260L81 259H78ZM105 258V259H104ZM153 258V259H152ZM163 258H165V259H167V260H165V259H163ZM226 258L227 257H225V259L222 261V264H231L233 261H231V259L233 258V257H231V259H230V261L229 262H227L228 260H226ZM85 259H87V257H83V261H85ZM140 259H141V261H140ZM160 259H162V260H160ZM228 259V258H227ZM99 260V261H98ZM156 260V261H155ZM74 261H75V263H76V259H75V257H74ZM74 261H73V263H74ZM101 261V262H100ZM105 261V262H104ZM160 261H162V262H160ZM167 261V262H166ZM20 262V263H19ZM79 262H77V264L79 263ZM158 262H157V264H158ZM67 263H70V264H73V263H71V261H69V262H67ZM66 263V264H67ZM81 263H83L82 261H81ZM81 263H79V264H81ZM146 263H144V264H146ZM118 264V263H117ZM132 264H134V263H132ZM164 264V263H163ZM232 264H235V263H232Z\"/></svg>",
  "mask_w": 264,
  "mask_h": 264
}]
</instances>
